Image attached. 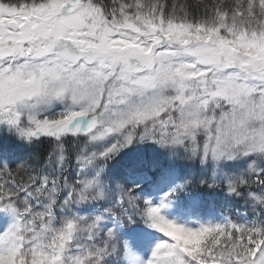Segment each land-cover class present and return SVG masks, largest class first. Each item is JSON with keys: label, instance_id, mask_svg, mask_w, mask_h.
<instances>
[{"label": "snow or ice", "instance_id": "snow-or-ice-1", "mask_svg": "<svg viewBox=\"0 0 264 264\" xmlns=\"http://www.w3.org/2000/svg\"><path fill=\"white\" fill-rule=\"evenodd\" d=\"M0 264H264V0H0Z\"/></svg>", "mask_w": 264, "mask_h": 264}, {"label": "trees", "instance_id": "trees-1", "mask_svg": "<svg viewBox=\"0 0 264 264\" xmlns=\"http://www.w3.org/2000/svg\"><path fill=\"white\" fill-rule=\"evenodd\" d=\"M47 149V142L45 141L44 143H42L41 145H39L37 151L39 152V154L41 155V158L43 157V154L45 153ZM231 208V210L234 212V207H231L229 205H227L224 201L222 200H217L216 202V207L215 209L212 208L211 204L209 205L208 207V210L209 211H216L217 213L221 210H224V211H229V209Z\"/></svg>", "mask_w": 264, "mask_h": 264}]
</instances>
